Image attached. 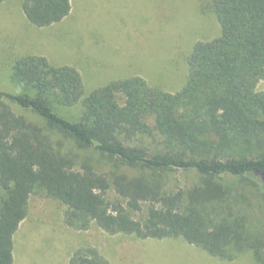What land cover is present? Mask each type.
<instances>
[{
  "label": "trees",
  "instance_id": "obj_1",
  "mask_svg": "<svg viewBox=\"0 0 264 264\" xmlns=\"http://www.w3.org/2000/svg\"><path fill=\"white\" fill-rule=\"evenodd\" d=\"M209 1L220 34L193 45L176 92L132 75L84 95L76 67L38 54L15 59L16 90L0 89V264H13V236L38 194L59 200L75 230L181 238L222 260L250 251L264 264V240L234 182L264 191V0ZM21 8L45 27L71 2L21 0ZM78 102L76 119L58 112ZM90 150L104 158L100 169L81 156ZM175 170L198 180L173 188L165 178ZM68 264L110 263L81 245Z\"/></svg>",
  "mask_w": 264,
  "mask_h": 264
},
{
  "label": "rangeland",
  "instance_id": "obj_2",
  "mask_svg": "<svg viewBox=\"0 0 264 264\" xmlns=\"http://www.w3.org/2000/svg\"><path fill=\"white\" fill-rule=\"evenodd\" d=\"M73 1L72 14L45 27L29 22L21 0L0 3V89L16 90L10 81L16 58L38 54L55 64L76 67L82 76L84 95L110 80L132 75L143 77L151 86L176 92L187 79V58L193 45L220 34L209 0ZM257 90H264V80L258 83ZM80 110L78 102L58 112L76 119ZM24 113L32 118L29 112ZM83 153L81 156L89 157L95 168L104 165V158L97 152ZM165 179L173 188L186 187L197 182L198 175L193 170H175ZM234 182L243 195L240 207L250 222V230L264 240V191ZM63 211L59 200L44 194L32 195L19 234L31 231L39 235L40 241L56 242L63 258L81 245H90L110 264H258L250 251L227 261L181 238L139 239L111 235L96 226L75 230L64 223ZM26 252L29 264L32 254L27 248Z\"/></svg>",
  "mask_w": 264,
  "mask_h": 264
},
{
  "label": "crops",
  "instance_id": "obj_3",
  "mask_svg": "<svg viewBox=\"0 0 264 264\" xmlns=\"http://www.w3.org/2000/svg\"><path fill=\"white\" fill-rule=\"evenodd\" d=\"M70 2L71 11L69 14H72L74 8H72V5L74 6V1L70 0ZM23 222L24 219L21 221L13 236V264H28L26 248L32 254V260L29 261V264H68L69 256L72 251L68 253L66 258H63L61 250L58 251L56 242L52 240H46L45 242L40 241L39 235L37 236L31 231L24 235L19 234ZM31 236L33 237L32 241L29 239Z\"/></svg>",
  "mask_w": 264,
  "mask_h": 264
}]
</instances>
